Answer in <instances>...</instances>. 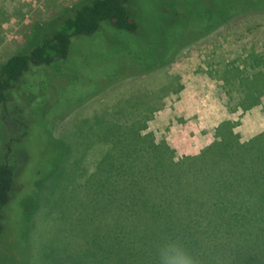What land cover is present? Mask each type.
Masks as SVG:
<instances>
[{"label": "rangeland", "instance_id": "rangeland-1", "mask_svg": "<svg viewBox=\"0 0 264 264\" xmlns=\"http://www.w3.org/2000/svg\"><path fill=\"white\" fill-rule=\"evenodd\" d=\"M81 1L0 0V66ZM247 1L132 0L135 34L103 24L23 74L0 105V165L15 169L0 264H137L164 240L161 197L186 215L250 210L264 193V143L250 146L264 138V11ZM217 145L200 177L178 167Z\"/></svg>", "mask_w": 264, "mask_h": 264}, {"label": "trees", "instance_id": "trees-1", "mask_svg": "<svg viewBox=\"0 0 264 264\" xmlns=\"http://www.w3.org/2000/svg\"><path fill=\"white\" fill-rule=\"evenodd\" d=\"M131 1L83 0L74 6L69 15L49 21L47 25H53L51 34L45 35L40 44L26 54L13 55L0 66V105L6 102L8 91L15 88L30 67L50 66L57 60H66L71 38L93 35L103 24L117 31L135 34L139 26L129 10ZM254 3L249 0L239 10L264 11V0ZM224 18L227 17L209 19L205 32L210 24L222 23ZM263 143L264 138L250 146L256 148ZM220 146L210 148L196 161L182 163L183 167L177 166L186 169L193 178L200 177L198 162ZM185 171L181 169L180 173ZM14 176L13 167L0 165V238L4 231L3 211L11 199ZM250 197V210L244 216L232 217L226 215L228 209L215 207L186 215L189 211L182 207L180 195L170 198V201L161 197L159 206L153 209L156 217L154 230L164 240L158 241L153 252L141 257L137 264H159V247L173 240L181 242L199 264H260V257L264 255V193L253 192ZM165 204H170V207L165 208ZM215 210L225 213L216 216Z\"/></svg>", "mask_w": 264, "mask_h": 264}, {"label": "clouds", "instance_id": "clouds-1", "mask_svg": "<svg viewBox=\"0 0 264 264\" xmlns=\"http://www.w3.org/2000/svg\"><path fill=\"white\" fill-rule=\"evenodd\" d=\"M159 264H199L179 241H170L158 249Z\"/></svg>", "mask_w": 264, "mask_h": 264}]
</instances>
